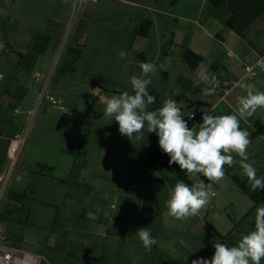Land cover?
Segmentation results:
<instances>
[{"label": "crops", "instance_id": "crops-1", "mask_svg": "<svg viewBox=\"0 0 264 264\" xmlns=\"http://www.w3.org/2000/svg\"><path fill=\"white\" fill-rule=\"evenodd\" d=\"M17 3L18 0L14 7ZM23 10L28 14L25 4ZM218 11L209 0H100L96 9L83 7L81 17L73 28H69L71 6L59 0H44L31 7L32 15L37 14L39 19L36 30L31 24L23 25L24 20L19 17L16 21L22 25L17 26L13 33L0 32V65L28 70L36 81L45 79L37 100H45L41 96L47 94L64 99L60 85L68 82L70 75H79L72 74V71H79L87 55V47L96 45L94 40L88 45L91 32L92 36L108 33L118 38L126 37V48L129 49L126 60L118 63L116 84L124 86L116 87L118 95L131 87L133 75H141L138 55L142 54L146 57L143 62L157 66L150 85V94L157 97L153 110L159 108L158 104L163 106L164 100L171 97L177 101L190 128L193 126L187 116L195 113L202 118L201 110L214 111L217 115L236 114L239 118V99L247 94L241 85L251 83L264 92V72L257 70V76H246L242 65L246 59L250 63L264 59V12L242 37L213 15ZM146 21L152 23L149 36L137 35V28ZM72 48L79 50L77 57ZM187 50L202 58L195 69L184 60ZM3 67L0 68L1 73ZM204 72L214 73L220 81L213 95L204 92L209 85L198 83L200 74ZM2 74L0 229L7 228L8 240L17 249V257L24 259L23 264H185L184 245L181 241L175 244L168 240L169 231L181 221L162 210L158 197L169 199L177 182L183 180L191 184L193 177L186 176L176 164L170 166L168 163L164 172L147 165L150 145L156 134H151L146 142L142 166L147 170L134 187L132 199L138 197L139 205L133 203L119 208L113 195L104 190L102 196L109 198L105 205L91 207L90 203L84 202L87 200H83L90 193L84 175L85 161L77 166L73 158L79 156L83 148L80 130H71L69 142L57 145L55 150L51 145L39 147L37 142L31 144L25 140L17 158L12 159L8 151L9 141L19 130L12 128L14 122H9L10 109L15 103H27L32 86L30 81L23 79L26 85H22L11 76L7 79L6 73ZM53 80L54 93L49 90ZM78 84V88L83 87L80 82ZM132 91L128 92L132 94ZM93 92L104 103L110 98L101 88H95ZM18 106L15 111L21 110ZM58 109L63 111L64 107ZM257 122L264 125V108L258 109L251 117L240 118V128L252 136L256 133ZM8 129L10 133L5 137ZM248 152L256 169L264 165V133L254 138ZM40 166L51 167L52 170L41 172ZM232 173L248 187L249 181L238 163L232 167ZM225 175L232 179L227 172ZM25 176L48 181L54 187V194L44 193L46 197H41L40 189L34 187L31 197L27 195L28 189L24 188L19 194L25 193L27 198L21 201L11 199L10 192L18 193L14 186ZM196 177L204 180L201 175ZM215 193L214 197H217L219 194ZM112 205L115 208H109ZM235 224L233 221L230 227L223 226L222 236L235 232ZM141 227L147 228L158 241L151 251L145 250L138 237ZM219 235L207 232L211 241L207 246V258L214 239L221 241Z\"/></svg>", "mask_w": 264, "mask_h": 264}, {"label": "rangeland", "instance_id": "rangeland-1", "mask_svg": "<svg viewBox=\"0 0 264 264\" xmlns=\"http://www.w3.org/2000/svg\"><path fill=\"white\" fill-rule=\"evenodd\" d=\"M41 1L44 0H18L17 7H14L16 0H0L1 34L13 33L17 26L22 25L16 21L19 17L22 21L24 20L23 25L31 24L32 29L36 30L39 19L37 14L32 15L31 7ZM24 4L28 7V14L23 10ZM81 15L82 10L71 20L70 14L69 28H73ZM19 33L22 34L23 31H19ZM92 33L88 45H91L94 40L96 45H91V47L95 50L87 47L84 63L78 69L79 71L77 69L72 71V74L79 75L77 77L70 75L68 82L60 85L59 88L64 90V99L59 96L55 97L56 105L49 103L45 97L41 98L45 100H37V94L39 89L43 88L45 79L39 78L36 81L28 70L10 69L0 65V68L5 69H1V71L6 73L7 79L11 76L13 80L26 85L23 81L25 79L30 81L32 86L27 103H15L10 109L9 122L15 123L12 128H18L19 132L16 134L25 136V140H29V143L37 142L39 147L40 145H51L54 150L57 145L69 142L68 135L71 130H80L83 135V148L79 156L76 155L73 158L77 161V166L83 165L82 161H85L84 175L87 178V190L90 193H87L83 198V200H87L84 202L90 203L91 207H102L109 199L102 196V192L106 190L108 194L113 195L112 198H115L119 208L133 205V203L138 206L140 199L138 197L132 199L134 187L138 179L145 176L147 169L142 166V163L145 162L146 142L153 133H147V127H145L146 137L143 140L136 138L129 140L119 133V126L115 120L111 121L110 117L103 115L106 103L100 100L93 90L101 88V91L110 98L118 96V93L115 92L116 87L117 89L124 88L121 84H116L118 63L126 60L129 56V49L126 48V37L118 38L108 33L93 34L94 36H92ZM122 50L127 53L124 59L119 57ZM87 58L90 61H87ZM109 61L113 63H108ZM79 82L83 85L82 88H78ZM130 88L131 90H129ZM130 88H127V91H132V86ZM49 90L54 93V80L49 86ZM18 105L23 112L20 110L19 113H15V107H19ZM61 106L64 107L63 111L58 109ZM153 106L151 110H153ZM158 107L162 106L158 104ZM8 133H10L9 129L5 131L4 136L8 137ZM1 142L5 141L1 140ZM56 158L59 157L56 156ZM257 169V175L264 176V165H259ZM200 180L198 177H193L192 182ZM34 187L40 189L41 197H46L44 193L54 194V187L49 185L48 181L29 179L26 176L22 182L15 184L14 189L16 192L22 193L26 188L28 189L27 195L32 197ZM248 188L259 202L244 193L228 175H225L223 180L217 184H211L209 189L218 192L219 195L213 197L198 216L180 220L181 223H177L169 231V241H174L175 244L181 241V244L184 245L182 248L185 251V256L183 255L185 264H191V261L198 255V257L208 259L206 252L211 241L207 232L222 235L220 232L224 231L222 227H230L234 221L238 227L232 233L230 241L236 245L243 234L254 230L253 221H255L256 208L264 206V189L252 191L251 182L248 183ZM166 200V198L158 197V204L167 214ZM196 254L198 255L196 256ZM261 264H264V260L261 261Z\"/></svg>", "mask_w": 264, "mask_h": 264}, {"label": "clouds", "instance_id": "clouds-1", "mask_svg": "<svg viewBox=\"0 0 264 264\" xmlns=\"http://www.w3.org/2000/svg\"><path fill=\"white\" fill-rule=\"evenodd\" d=\"M126 55L123 50L119 53L121 59ZM139 68L141 75L130 78L132 94L124 91L107 99L103 112L118 123L122 136L143 140L147 127V133L158 136L159 148L170 157L169 165H178L186 176L201 175L211 184H217L225 177V167L238 163L251 182V190L264 189V176L257 175L255 161L249 160L250 133L240 128V118L251 117L264 108V92L257 90L254 84H242L247 94L239 99V118L236 114L217 115L214 111L201 110L202 123L194 129L188 126L177 101L171 97L164 100L162 107L151 110L157 103V97L150 94L157 66L140 62ZM199 82L209 85L204 89L207 95H213L220 86L214 73H201ZM187 117L194 119V113ZM211 184L204 180L191 184L183 180L177 182L165 201L167 214L176 220L198 216L216 195L209 190ZM137 234L146 251H151L158 243L147 228H139ZM212 246L215 251L210 259L198 257L191 264H261L264 260V206L256 208L254 230L243 234L236 245L229 246L214 239Z\"/></svg>", "mask_w": 264, "mask_h": 264}, {"label": "trees", "instance_id": "trees-1", "mask_svg": "<svg viewBox=\"0 0 264 264\" xmlns=\"http://www.w3.org/2000/svg\"><path fill=\"white\" fill-rule=\"evenodd\" d=\"M209 2L214 8L220 10L218 12H213V15L216 18H218L223 24L228 25L230 28H232L236 33H238L242 37L245 36L246 31L252 25V23H254V21L264 12V0H209ZM151 26H152L151 21H146L142 23L137 28L136 34L142 37H148L150 34ZM38 35L39 33H36V36ZM71 51L76 52L74 53L76 57L79 55V52H77L79 51L78 49L72 48ZM138 58L140 62H143L146 59V57L142 54H139ZM184 60L192 69L198 67L202 62V58L194 54L190 50H187L185 52ZM255 126H256V133L250 136L251 143L253 142L254 138L257 135L264 133V125L262 123L257 122ZM169 159L170 157H167V154L163 153L162 150L159 148L158 136L156 135L150 145V150L147 158V165L151 168L157 167L161 172H164ZM40 169L41 172H45V173H49L52 170L51 167L46 168L45 166H40ZM225 172H227L232 177V179L239 185V187L246 194L250 195L252 199H254L256 202H259V200L256 199L254 195L250 192L245 182L238 179L232 173V167L228 168L226 166ZM202 178L206 182H209L203 176ZM9 196L11 199L16 201L17 200L21 201L27 198V195L25 193L19 194L15 192H10ZM234 227L237 228V224H235ZM231 235H232L231 233L226 236L219 235L221 238L220 242L226 243L229 246H233V243H231L230 241ZM214 251L215 249L213 247L209 248L208 259H210L213 256Z\"/></svg>", "mask_w": 264, "mask_h": 264}, {"label": "built area", "instance_id": "built-area-1", "mask_svg": "<svg viewBox=\"0 0 264 264\" xmlns=\"http://www.w3.org/2000/svg\"><path fill=\"white\" fill-rule=\"evenodd\" d=\"M61 3L71 6V20H73L79 11L83 7L97 8L100 0H59ZM243 70L246 76L255 77L257 76V70L264 72V59H260L256 63H250L247 59L243 62ZM3 78V74L0 72V80ZM234 85V84H233ZM46 98L50 103L56 105L57 101L52 95H42L41 98ZM15 113H19L16 110ZM192 113L189 114V116ZM192 126L198 129V124L202 123V118L198 117L194 113V119H188ZM25 142V136L20 134H15L13 138L9 141L8 151L12 159L15 160L18 153ZM217 195V194H216ZM115 206H109V208H114ZM24 259L17 257V249L12 246L8 240L7 228L1 227L0 229V264H23Z\"/></svg>", "mask_w": 264, "mask_h": 264}]
</instances>
